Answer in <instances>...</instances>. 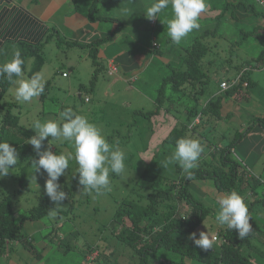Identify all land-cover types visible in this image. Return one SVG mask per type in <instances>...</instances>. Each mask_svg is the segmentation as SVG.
Wrapping results in <instances>:
<instances>
[{"label":"rangeland","instance_id":"obj_1","mask_svg":"<svg viewBox=\"0 0 264 264\" xmlns=\"http://www.w3.org/2000/svg\"><path fill=\"white\" fill-rule=\"evenodd\" d=\"M247 1L252 2L253 0ZM36 4L34 3L33 7ZM99 8L103 10L101 4ZM116 13L120 15L121 10ZM226 33L223 36L224 41L218 37L210 38L208 43L210 50L202 62L209 80L205 93L199 97L198 103L205 104L209 99L215 100L218 97H221L223 101L221 118H212L209 124L198 127L197 132L202 137L191 135L192 139L199 140L204 148L198 166L210 165L214 162L216 155L214 156L213 153L219 151L218 145L226 146L234 138L236 131L244 130L255 117L264 116V36L247 34L244 37L234 29ZM63 45L50 42L45 47L43 45L41 47L45 64L40 73L45 84L51 82L49 87H45L42 95L34 97L27 103L18 102L15 98L17 85L13 84L0 102H10L12 113L19 117V123L32 131L34 135L33 121L39 119L45 122L51 119L62 123L60 113L66 108H72L76 114L86 116L89 122L99 126L108 143L125 153V172L121 175L110 174L111 191L101 195H96L95 192L87 193L78 183V165L74 159H70L68 169L58 180L60 190L64 191L67 196L62 202V207L55 209V214H53L56 205L52 202V208L44 217L37 221H30L27 219L30 210L39 205L44 196H47L44 190L47 174L43 170L40 173L35 172L32 161L39 157L33 146L27 143L29 139L24 144L15 147L19 161L8 175L0 177V200L9 196L16 211V218L24 220L21 231L22 239L12 243L7 252L0 256V264H96V258L100 253L111 257L105 264H137L138 259L132 256L134 252L120 244L113 234L111 223L118 202L127 197L137 198V194L141 193L140 186L145 183L142 176L146 171L151 176L161 177L169 182L179 180L181 176L177 170L179 164L167 163L175 146L164 142L169 133L166 126L174 124L175 118L173 116L165 118L162 113L156 114L157 117L154 118L146 117L145 112L155 111L158 106H152L147 100L143 101L138 94L132 95V92H127L125 95L119 84L114 88L115 93L106 97L105 86L115 81L112 74H107V78L100 79L104 83L102 87L100 86L101 88L97 89L101 97H96L95 90L80 91L79 87L82 85L89 86L91 60L83 62L84 64L76 69L75 58H79L78 51ZM213 45H218V47H212ZM185 54L186 51L172 52V68L174 69L159 70L152 66L141 76L140 82L135 87L156 100L164 78L170 76L173 71L185 69L183 61ZM79 59L81 63L82 60ZM28 63L31 64V60ZM72 63L74 68L69 66ZM247 67L251 69L244 71ZM30 68L32 67H28V70ZM64 73L66 77L63 76ZM243 73L249 77L252 85L249 89L242 90L241 96L234 98L229 96L227 91L221 90L222 81L233 85L236 76ZM23 78L30 79L25 74ZM171 85L167 84L166 92L171 96L172 101L167 102L162 110L167 111L164 107L172 105L173 110L175 109L172 112L184 120L181 116L184 109L198 105L191 94L194 89L188 86L185 89L174 91ZM80 93L82 98H79ZM130 99L133 102L129 106L126 101ZM177 106L179 109L176 108ZM7 109V107L0 108V130L1 121ZM157 122L162 125L160 128H157ZM207 128L211 132L203 133V130ZM190 132L192 131L189 130L188 133ZM150 137H153L151 142ZM44 150H51L53 154H65L66 156L74 153L70 143H60L53 141L52 138L43 142L41 151ZM262 163L264 164V157L259 165ZM239 164L245 167L242 163L239 162ZM254 173L256 174L254 178L259 177L260 180V184L255 187V193L259 199H262L264 197V167L260 173ZM188 188L196 200L213 208L215 215V217L208 216L193 233L197 234V238L200 232H207L210 238L217 234L220 237L226 226L216 221L219 209L218 198L226 192L216 197L211 184L201 181H192ZM253 212L255 223L261 224L264 220V203L259 201L253 204ZM259 218L262 220L258 223ZM23 240L29 241V245L23 244ZM188 242L196 246L189 238ZM218 246V243H213L214 249ZM91 248H98L99 252L95 255L89 254L88 250ZM159 256L176 261V263L182 262L180 255L176 253L160 250ZM94 257L95 259L92 260ZM185 260H183L184 264L187 262ZM260 260L261 264H264V257Z\"/></svg>","mask_w":264,"mask_h":264},{"label":"trees","instance_id":"obj_2","mask_svg":"<svg viewBox=\"0 0 264 264\" xmlns=\"http://www.w3.org/2000/svg\"><path fill=\"white\" fill-rule=\"evenodd\" d=\"M243 36L245 37L246 34ZM51 38L53 39L54 36L51 35ZM1 40L0 57L3 56V58L0 59V65L10 62L14 54L19 51L25 61L23 74L31 78L32 75L41 72L45 64V57L41 52L43 43L34 46L20 41L13 29L3 35ZM209 50L210 45L203 37L197 38L193 42L183 57L185 69L173 71L170 76L164 78L158 91V98L155 100L158 108L156 111L145 112L146 117L151 118L167 102L172 101L171 96L166 92V86L170 83L174 91L185 89L188 86L194 89L191 94L198 105L184 109L189 123L198 118L202 119V122H210L212 118H221L223 101L221 97L215 100L209 99L205 104L198 103L199 97L205 93L209 80L202 63ZM29 60H31V64L28 63ZM92 63L97 67L95 53H92ZM28 67L32 68L28 70ZM245 73L242 74L238 83L227 90L226 93L229 96L237 98L241 96L242 90L251 87L252 81ZM98 76L99 70L96 69L89 84L91 89L96 85ZM16 79L18 78L13 77V80ZM13 84L6 76H0V101ZM50 85L51 82H47L45 87ZM11 105L10 102H0V108H8L1 121L0 142H8L15 148L24 144L34 133L19 123V117L12 113ZM164 108L171 111L173 106ZM176 108L179 109L178 106ZM139 112L142 113V111ZM189 123L181 127H174L164 142L175 146L176 141L180 138L192 139L191 135L195 134L188 135ZM257 126L264 130V116L255 117L244 130L236 131L234 138L226 146L213 153L214 156L216 155L214 162L210 165L197 166L192 170V179L187 178V174L182 171L180 166H177V170L181 176L176 182L151 176L146 171L142 176L145 183L140 186L142 191L137 194V198L127 197L118 202L111 229L119 243L134 252L132 256L138 259L137 264H154L153 262L184 264L183 260L185 259L202 264H261L260 258L264 257L263 245L260 247L259 244L254 243L255 241L259 243V237L262 234L252 221L254 201L245 202L248 206L249 222L252 225V231L245 238L239 239L236 230L226 228L222 231L221 236L217 237L219 241L216 242L219 244L217 249L203 251L188 242L189 235L202 225L211 212V208L196 200L190 193L188 186L192 181L212 179L219 192L236 191L243 196L248 191L254 193L255 187L260 184L259 179L246 177V170L232 156V150ZM191 129L195 131L196 127L193 126ZM242 186H246V189L242 190ZM257 201L264 203V197ZM52 206L50 198L44 196L39 205L30 210L27 219L30 221L39 220L47 214ZM23 222L24 220L16 218V211L11 204L10 197L2 198L0 200V256L7 252L12 243L22 239ZM28 243L29 241L23 240V244L26 246L29 245ZM255 249L260 252L258 256L253 254ZM160 250L179 254L182 262L176 263V261L160 258ZM95 251H98V248H91L88 253L91 254ZM110 258L109 255L100 253L96 258V264H105Z\"/></svg>","mask_w":264,"mask_h":264},{"label":"crops","instance_id":"obj_3","mask_svg":"<svg viewBox=\"0 0 264 264\" xmlns=\"http://www.w3.org/2000/svg\"><path fill=\"white\" fill-rule=\"evenodd\" d=\"M154 2L156 0H39V2L36 0H0V42H2V36L13 29L20 41L30 45L35 46L43 43L45 47L46 44L55 42L60 45L64 44L63 46L67 48H74L82 60L80 63V59L75 58L76 69L87 60H91L89 84L94 71L99 70L98 80L94 88L91 89L89 86L82 85L83 88H81L82 86L79 87L80 91L95 90L96 97H101L97 89L101 88L104 83L100 79L107 78V74L111 72L115 81L105 86L104 89H107L106 97L112 96L115 93L114 88L119 84L125 95L127 92H132V95H140L139 97L143 101L147 100L152 106H158L152 97L137 89L135 85L140 82L141 76L152 66L159 70L174 69L172 68V52L180 51L182 53L186 51L197 38L201 37L207 43L211 37H218L224 41V34L226 35L227 31L233 29L238 30L242 35L259 34L260 37L264 36V8L255 3L254 0L252 2L247 0H206L208 7L198 19L199 29L193 30L179 45H176L171 42L167 35L166 21L172 18L170 5L157 19L148 20L146 18L145 11ZM34 3L37 4L33 7ZM100 4L103 6L102 11L99 8ZM119 10H121V14L117 15L116 12ZM51 35L54 36L53 39ZM215 46L218 47V45L212 47ZM92 53H95L97 67L92 63ZM2 58L3 56L0 57L1 60ZM109 65H112L115 70L110 71ZM69 66L74 68L73 63ZM244 70L247 71L246 68ZM240 76H236L234 82ZM79 98H82L81 93ZM132 99L126 101L129 106L132 105ZM162 109L155 113L152 118L157 117L159 113H162L165 118L166 116H173L176 124L171 123L166 126L169 132L174 127H181L189 123L185 112L181 114L184 117L182 120L180 116L172 112L175 109L171 111ZM204 124H209V121L204 123L199 118L191 121L188 128L192 132L188 135L195 134L202 137L197 129ZM161 126L157 122V128ZM193 126L196 127L195 131L191 129ZM206 132L209 134L211 131L207 128L203 130V133ZM152 140L153 137L150 142ZM218 146L223 147L222 144ZM232 156L245 166L243 168L247 172L246 177L254 178L256 175L254 172L260 173L264 167L263 163L259 165L264 157V130L258 126L253 128L251 133L232 150ZM211 180L194 181L211 184L216 197L220 193H224L219 192L215 182ZM243 189L245 190L246 186H242ZM248 194L251 196L248 197ZM241 196L244 197V202L254 201L253 204L259 202L255 192L248 191L246 195ZM213 211L214 209L211 208L209 216L215 217ZM253 213L252 210V217ZM260 220L262 219L259 218L258 223ZM252 221L262 233L259 237V243L256 241L254 243L259 244L260 247L263 245L262 251H264V220L259 225L255 223L254 217ZM218 235H213V237H219ZM95 253L97 254L98 251L93 252L94 255ZM253 254L258 256L260 252L255 249ZM185 262L186 264H202L189 259H186Z\"/></svg>","mask_w":264,"mask_h":264},{"label":"clouds","instance_id":"obj_4","mask_svg":"<svg viewBox=\"0 0 264 264\" xmlns=\"http://www.w3.org/2000/svg\"><path fill=\"white\" fill-rule=\"evenodd\" d=\"M169 5L172 9V18L166 21L167 35L173 44L179 45L189 33L199 29L198 19L208 5L206 0H156L147 7L146 18L157 19ZM24 64V59L17 51L10 62L0 65V76H6L10 82L17 85L16 100L27 103L43 94L45 81L41 73L32 75L30 79H24ZM13 77L19 79L13 80ZM60 119L62 123L51 119L45 122L39 119L33 121L32 128L35 135L27 141L39 157L32 161L35 172L40 173L43 170L47 174L44 190L56 205L53 214L55 209L62 207V202L67 198L66 193L60 190L58 180L68 169L70 159L76 161L78 183L87 193L95 192L96 195H101L111 191L110 174L121 175L125 172V153L108 143L99 126L89 122L86 116L76 114L72 108L64 109L60 113ZM49 138L60 143H70L74 153L66 156L53 154L51 150L41 151L43 142ZM203 151L204 148L199 140L180 138L176 141L175 150L167 163H178L187 174V178L192 179V170L198 166ZM18 161L16 149L8 142H0V177L8 175ZM218 205L216 215L218 224L226 226L229 230H236L239 239L245 238L252 231L244 197L231 191L218 198ZM188 238L203 251L212 249L215 239L210 238L207 232H200L199 238L196 233H191Z\"/></svg>","mask_w":264,"mask_h":264},{"label":"built area","instance_id":"obj_5","mask_svg":"<svg viewBox=\"0 0 264 264\" xmlns=\"http://www.w3.org/2000/svg\"><path fill=\"white\" fill-rule=\"evenodd\" d=\"M257 4H259V5H261L263 8H264V0H254ZM258 68H259V66H258ZM109 69H110V71H114L115 69H114V67L112 66V65H109ZM251 69V67H248V68H246V70H250ZM245 71V70H244ZM110 74H112L111 72H110ZM63 76L64 77H66V74L64 73L63 74ZM240 76V75H239ZM241 77H242V75L233 83V85L234 84H236V83H238L239 82V80L241 79ZM233 85H230V84H228V82H222L221 84H220V87H221V89L223 90V91H227L228 89H230ZM86 100H88V99H86ZM249 196H251L250 194H248V197ZM214 242H217L218 241V239H217V236H214ZM95 258V257H94ZM94 258H92V260H94Z\"/></svg>","mask_w":264,"mask_h":264}]
</instances>
